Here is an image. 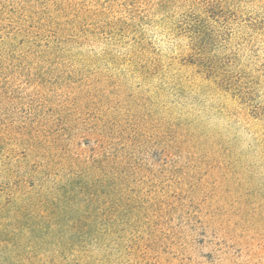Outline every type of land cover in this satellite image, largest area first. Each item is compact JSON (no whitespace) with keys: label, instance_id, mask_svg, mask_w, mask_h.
Wrapping results in <instances>:
<instances>
[{"label":"trees","instance_id":"1","mask_svg":"<svg viewBox=\"0 0 264 264\" xmlns=\"http://www.w3.org/2000/svg\"><path fill=\"white\" fill-rule=\"evenodd\" d=\"M256 1L0 0V150L11 126L24 156L8 195L49 212L57 264H161L252 243L264 204L225 142L173 103L165 149L161 126L155 154L144 128L176 95L166 56L263 120L235 44L264 30L248 23ZM15 103L23 121L8 125Z\"/></svg>","mask_w":264,"mask_h":264},{"label":"rangeland","instance_id":"2","mask_svg":"<svg viewBox=\"0 0 264 264\" xmlns=\"http://www.w3.org/2000/svg\"><path fill=\"white\" fill-rule=\"evenodd\" d=\"M251 8L258 9L247 18L248 23L251 21L254 25L258 19L259 26L256 28H264V0L256 1ZM235 44L241 50L239 64L257 82V90L262 97L259 102L264 103V30L241 33ZM164 60L167 65L173 64L166 70L170 77H176V95L168 97L163 106L151 111L147 127L144 128L148 138H152L150 146L154 148L153 154L158 151L155 142L159 133L158 125L161 126L160 132L166 142L163 148L167 147L165 144L170 138L169 110L173 103L176 108L190 112L192 117L189 119L198 120L200 128L208 136L218 135L225 142L221 150L222 156L228 153L239 161V165L241 164L242 169L245 168L243 171L251 179L250 194H255L257 200L264 204V118H252L246 106L241 105L230 94L220 91L213 82L197 75L193 68L181 66L169 56L164 57ZM23 110L17 103L8 105L7 124L23 121ZM8 128L2 144L6 152L0 150V264H57V253L60 250L58 237L47 234L42 229L49 212H45V207L39 203L13 200L8 195L14 190L13 185L7 183L10 173L12 174L10 170H16V166L24 159L21 150L11 153L15 144L12 128ZM14 158H17L16 162ZM259 221L255 224L253 233L247 230L244 233V242L249 234L252 235L253 244L213 251H169L161 253L164 259L161 264H264V217ZM173 257L175 259L171 260Z\"/></svg>","mask_w":264,"mask_h":264}]
</instances>
